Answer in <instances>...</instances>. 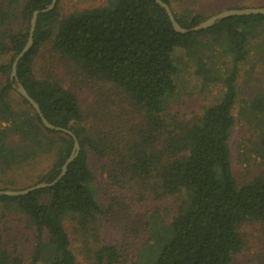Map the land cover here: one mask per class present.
<instances>
[{
	"label": "trees",
	"instance_id": "16d2710c",
	"mask_svg": "<svg viewBox=\"0 0 264 264\" xmlns=\"http://www.w3.org/2000/svg\"><path fill=\"white\" fill-rule=\"evenodd\" d=\"M162 1L186 29L219 13L198 11L207 0ZM51 2L0 0V190L54 181L73 148L70 135L45 127L11 79L34 11ZM59 2L39 16L16 76L51 124L76 135L80 152L55 185L0 196V218L20 215L35 237L30 264H139L141 235L166 201L175 204L171 237L153 264H264V174L239 182L230 150L239 67L264 15L228 17L181 34L155 0H109L65 18ZM178 51L194 64L201 86L223 89L217 104L191 118L170 110ZM253 110L263 114L264 151V103ZM135 205L141 210L132 217ZM107 208L126 224L121 240L103 238ZM0 264H24L2 232Z\"/></svg>",
	"mask_w": 264,
	"mask_h": 264
},
{
	"label": "rangeland",
	"instance_id": "374dc122",
	"mask_svg": "<svg viewBox=\"0 0 264 264\" xmlns=\"http://www.w3.org/2000/svg\"><path fill=\"white\" fill-rule=\"evenodd\" d=\"M108 2L109 0H60L59 11L61 17L65 18L73 13L105 7L109 4ZM111 5L114 6L112 3L109 6ZM263 6L264 0H207L197 9L206 15H210L224 9L259 8ZM249 49L250 55L247 62L239 67L237 81L239 95L233 110L236 123L230 137L233 172L241 183H249L254 178L264 174V151L259 144L260 128L262 127L260 120L263 119V114L253 110L256 102L262 101L264 103V24L254 33ZM211 57L214 58L212 61L218 59L216 55ZM173 58L180 64V69L176 77L178 94L170 103L171 111L176 112L178 116L191 118L197 114H202L206 107H211L221 100L222 87L215 84H209L206 87L201 86L194 75V64L188 60L183 52H176ZM227 67L230 68L231 65L229 64ZM90 163L96 173L98 188L100 176L92 158ZM40 171L39 169L38 172ZM100 194V201L104 202L105 206H110L111 201L103 199ZM170 205H173L170 201L164 202L160 205L163 211L157 216L150 217V231L144 232L141 235L143 241H139L138 257L135 259L139 264H153L162 248L168 243L171 237L168 230L169 222L172 210L175 209L173 208L175 204L172 208ZM167 208H170V211L164 210ZM140 210V207L135 205L131 214L132 217H137ZM108 211L109 209H105V214L109 220L102 218V222H106L103 238L109 241L121 240L126 234V224L120 221L122 216L115 221L111 219V213ZM128 219L132 220L129 217ZM107 226L108 228L105 230ZM0 232L3 233L9 245H17L24 264H30L35 237L26 228L21 216L8 212L4 219L0 218ZM150 232L153 234V239ZM247 232H253V230L248 229ZM78 247L80 254L82 245L79 243Z\"/></svg>",
	"mask_w": 264,
	"mask_h": 264
},
{
	"label": "water",
	"instance_id": "95a60500",
	"mask_svg": "<svg viewBox=\"0 0 264 264\" xmlns=\"http://www.w3.org/2000/svg\"><path fill=\"white\" fill-rule=\"evenodd\" d=\"M155 1L158 5H160L166 11L174 30L178 33H181V34L206 30V29L212 27L213 25H215L220 20L228 18V17L264 15V6L259 7V8L229 9V10L221 11V12L207 18L206 20L202 21L201 23H199L198 25H196L192 28L186 29V28H183L179 24V22L176 20L172 9L170 8V6L167 3L163 2L162 0H155ZM57 2H58V0H52L51 4L48 7H46L45 9L34 11L32 18H31V21H30V30H29V36H28L27 43L24 46V48L22 49V51L15 58V60L12 64L11 79L16 80L17 84L14 85V88L34 108V110L39 115V117H40L42 123L45 125V127L49 128L50 130L60 131V132H64V133L70 135L73 139V142H74L73 148H72L70 156L68 157V159L65 161L64 165L62 166L60 174L58 175V177L54 181H52L50 183L42 182V183L36 184L35 186L24 189V190H0V196L1 195L11 196V197L22 196V195L29 194L33 191L55 185L57 182H59L66 175L69 166L77 158V156L80 152V144L78 142L76 135L73 132L69 131L68 129L56 127L53 124H51L45 118L44 114L41 111L40 106L38 105V103L28 94V92L25 90V88L19 82V80L17 79V76H16L17 75V65H18L19 61L33 46L34 33H35V30L37 27L39 16L41 14H47L49 12H52L56 7Z\"/></svg>",
	"mask_w": 264,
	"mask_h": 264
}]
</instances>
